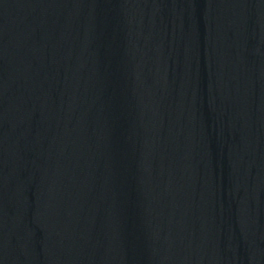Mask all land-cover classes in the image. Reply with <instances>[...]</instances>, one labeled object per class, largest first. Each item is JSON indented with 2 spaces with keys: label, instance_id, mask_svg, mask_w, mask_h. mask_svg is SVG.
<instances>
[{
  "label": "water",
  "instance_id": "water-1",
  "mask_svg": "<svg viewBox=\"0 0 264 264\" xmlns=\"http://www.w3.org/2000/svg\"><path fill=\"white\" fill-rule=\"evenodd\" d=\"M0 264H264V0H0Z\"/></svg>",
  "mask_w": 264,
  "mask_h": 264
}]
</instances>
